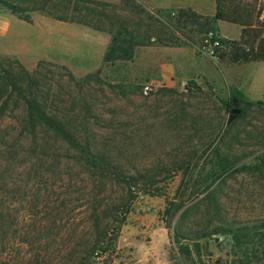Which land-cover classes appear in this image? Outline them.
Here are the masks:
<instances>
[{"label":"rangeland","instance_id":"obj_1","mask_svg":"<svg viewBox=\"0 0 264 264\" xmlns=\"http://www.w3.org/2000/svg\"><path fill=\"white\" fill-rule=\"evenodd\" d=\"M98 1L108 20L143 37L132 61L103 63L106 31L37 11L27 23L0 8L1 66L17 60L33 74L46 113L103 162L89 166L49 130L23 132L24 107L12 99L0 121V264H81L93 244L95 264H243L251 253L262 264L257 243L198 237L264 217V62L225 59L235 86L253 81L252 104L236 102L243 112L227 124L230 89L208 75L203 20L174 22L153 0ZM237 28L222 22L219 32L236 37ZM161 62L173 64L174 82L144 93ZM219 155L233 166L214 179Z\"/></svg>","mask_w":264,"mask_h":264},{"label":"trees","instance_id":"obj_2","mask_svg":"<svg viewBox=\"0 0 264 264\" xmlns=\"http://www.w3.org/2000/svg\"><path fill=\"white\" fill-rule=\"evenodd\" d=\"M123 1L126 2V0ZM31 4L32 7L28 10L29 6L23 7L10 1L0 0V8L8 10L10 14L27 23L31 21L30 12L37 11L60 22L77 23L94 30L108 32L110 41L102 57L103 63L132 61L135 50L144 44L143 37L130 30L122 18L117 17L113 21L108 20L109 15L105 13V9L98 8V5L105 6L109 5L108 3L98 0H31ZM176 12V15L170 17V13H172L170 11L167 17L172 21L176 20V22L184 16L201 19L203 20L201 29L204 33L217 31L214 25L217 20L231 23L240 28L237 40H221L228 44L229 50L221 52L217 57L218 60L228 59L237 64L264 62V14L260 0H215V11L211 19L196 15L190 10L178 9ZM95 15L97 19L93 20ZM13 64V66H10L11 69H5L0 64V121L12 99L15 103L20 101L24 107V115L20 122L23 132L25 131L34 136L37 129L49 130L71 148L81 150L86 164L100 167L103 162H96L88 150L80 147L64 124L46 113L38 96L37 78L27 72L17 60H13ZM96 73H99V69ZM233 100L237 103L244 102L246 105L252 104V102L245 100L241 91L230 89L229 97L224 103L225 109L228 110L233 107ZM258 104L262 103L258 102ZM242 112L240 110V114ZM217 159L219 173L214 174V179L220 178L233 166L232 160L226 157L219 155ZM126 183L130 192H137V183L133 179L127 180ZM211 234L228 237L235 240L236 245L244 247L257 243L258 248L263 249L264 217L249 226L217 227L206 234H201L198 238L209 237ZM96 247L93 244L88 252L83 254L81 264H95V256H98ZM103 251L105 250L100 251V255L104 253ZM185 251H187V248H185ZM259 252L264 258V251L259 250ZM254 255V253H251V260L252 257H256ZM263 258L261 260L262 264H264ZM251 260L246 259L243 264H252Z\"/></svg>","mask_w":264,"mask_h":264},{"label":"crops","instance_id":"obj_3","mask_svg":"<svg viewBox=\"0 0 264 264\" xmlns=\"http://www.w3.org/2000/svg\"><path fill=\"white\" fill-rule=\"evenodd\" d=\"M154 6L157 9H168V10H190L196 15H199L201 17H207L208 19H211L214 15L215 11V0H153ZM224 21L217 20L215 22V27L217 29L218 34L223 38H229L234 39L239 37V29L237 28V35L236 37H226L224 35H221L219 32V26ZM227 23V22H225ZM231 24V23H229ZM233 25V24H232ZM236 26V25H235ZM238 27V26H236ZM191 66H194L193 74L196 73V66L197 59L192 55L191 57ZM231 62H228L226 60H211V65L209 66L210 72L209 77L218 76L220 82L225 85V82L227 83L228 89H236L243 93V95L250 96L249 89L252 88V82L249 86L245 88H241L240 86H235L234 83L236 82V79H230L228 74L229 71L233 70L234 67H232ZM174 66L172 63L169 62H161L158 64L157 67V75L155 77L156 82L161 83L163 85L169 86L174 82ZM192 71V70H191ZM255 100H261V99H255Z\"/></svg>","mask_w":264,"mask_h":264},{"label":"built area","instance_id":"obj_4","mask_svg":"<svg viewBox=\"0 0 264 264\" xmlns=\"http://www.w3.org/2000/svg\"><path fill=\"white\" fill-rule=\"evenodd\" d=\"M222 39H226L221 37L217 31H208L204 33V39L201 46V51L211 59H217L218 55L221 52H225L229 50L228 44L222 42ZM228 40V39H227ZM160 83L151 82L143 85L142 90L144 93L151 91L158 87Z\"/></svg>","mask_w":264,"mask_h":264},{"label":"water","instance_id":"obj_5","mask_svg":"<svg viewBox=\"0 0 264 264\" xmlns=\"http://www.w3.org/2000/svg\"><path fill=\"white\" fill-rule=\"evenodd\" d=\"M235 104H236V101L233 100V105H235ZM239 112H240V110L238 108H231L230 114L228 115L226 123L228 124L231 121H233L236 118V116L238 115Z\"/></svg>","mask_w":264,"mask_h":264}]
</instances>
